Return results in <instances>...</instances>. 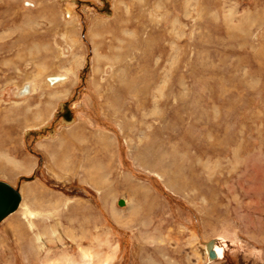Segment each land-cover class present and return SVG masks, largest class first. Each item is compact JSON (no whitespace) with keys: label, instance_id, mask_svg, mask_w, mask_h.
<instances>
[{"label":"rangeland","instance_id":"rangeland-1","mask_svg":"<svg viewBox=\"0 0 264 264\" xmlns=\"http://www.w3.org/2000/svg\"><path fill=\"white\" fill-rule=\"evenodd\" d=\"M0 180V264H264V0H0Z\"/></svg>","mask_w":264,"mask_h":264},{"label":"water","instance_id":"water-1","mask_svg":"<svg viewBox=\"0 0 264 264\" xmlns=\"http://www.w3.org/2000/svg\"><path fill=\"white\" fill-rule=\"evenodd\" d=\"M67 121H71L73 118L71 110L68 108L63 114ZM21 201V194L18 189L14 188L9 183L0 180V222L13 213ZM215 240L207 242V250L210 259L217 258V252L213 245Z\"/></svg>","mask_w":264,"mask_h":264},{"label":"bare ground","instance_id":"bare-ground-1","mask_svg":"<svg viewBox=\"0 0 264 264\" xmlns=\"http://www.w3.org/2000/svg\"><path fill=\"white\" fill-rule=\"evenodd\" d=\"M63 79V77H59V79L57 80V81H60V80H62ZM26 90H28V89H26ZM22 93V92H21ZM66 106H67V103H66ZM65 112V108H63V113ZM62 113V114H63ZM74 121V117L72 118V120H71V122H73ZM65 122H67V120H65ZM53 129H51V131H52ZM22 203V202H21ZM21 205V204H20ZM30 212H32V211H30ZM32 213H34V212H32ZM134 213V212H133ZM31 213H29L28 211H27V213H26V215H30ZM36 214V213H35ZM134 215V214H133ZM35 216V215H34ZM33 216V217H34ZM131 216H132V214H131ZM9 217V216H8ZM8 217H6V218H8ZM5 218V219H6ZM4 219V220H5ZM133 219H137L136 217L135 218H133ZM3 220V221H4ZM132 220V219H131ZM2 221V222H3ZM129 221V220H128ZM1 222V223H2ZM131 222H133V221H131ZM131 222L129 221V224H131ZM219 245H221L220 243H219V240H215V242H214V245H213V247H214V249H215V251L217 252V258H221L222 256H223V254H224V251H223V249H221L220 247H219ZM94 249V248H93ZM206 251H207V255L209 256V254H208V250H207V243H206ZM81 252H82V257H81V262H79L78 260H73V259H71V260H69V263L68 264H98V258H99V255L98 254H96L95 253V251L94 250H92V249H81ZM98 255V256H97ZM100 260V259H99ZM209 260H211L210 258H209ZM108 261H100V263L101 264H108L107 263Z\"/></svg>","mask_w":264,"mask_h":264}]
</instances>
